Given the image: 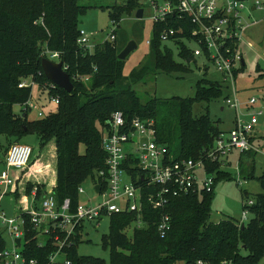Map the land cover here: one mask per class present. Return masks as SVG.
I'll return each instance as SVG.
<instances>
[{
	"label": "trees",
	"instance_id": "trees-1",
	"mask_svg": "<svg viewBox=\"0 0 264 264\" xmlns=\"http://www.w3.org/2000/svg\"><path fill=\"white\" fill-rule=\"evenodd\" d=\"M138 6V0H126L123 5L109 10V19L117 26L122 12ZM103 9V8H101ZM88 10L78 0H0V168L9 147L20 144L27 134H35L39 148L53 141L56 154V180L52 190L59 207L65 199L70 201L69 212H74L80 202L79 187L87 179L99 185L101 192L105 183L96 178L105 169L106 155L101 147V128L106 127L110 116L121 112L124 121L137 118L153 121L157 143L168 147L174 160L202 158L215 139L224 134L212 122L208 109L194 117L195 103H209L226 97V87L218 81L202 78L196 82L193 98L169 100L150 99L141 102L132 87L144 79L148 71L184 72L186 66L175 63L166 47H162L160 34L172 29L176 34L169 40L192 41L194 29L188 17L169 14L164 22L153 23V38L150 44L151 59L129 77L123 76L124 60H118L119 48L113 41H104L90 52L77 44L79 19ZM179 56L186 61L193 58L191 51L179 44ZM57 52L63 69L73 85L71 93L55 87L48 91L40 62L45 54ZM235 71L236 77L244 70ZM258 79H264L257 66ZM78 77L87 78L81 81ZM30 79L38 92L46 89L49 95L58 98L56 111L35 120L28 119L25 105L31 100V87L18 85ZM20 112L14 113L13 107ZM253 143V138H251ZM82 148V150H81ZM254 155L249 151L239 154L237 168L243 180L255 179L261 193L249 199L252 205L242 204L248 212V220L241 228L240 221L225 219L216 224L209 221L213 190L204 189L174 197L163 212L144 205L142 228H136L133 213L111 214L108 232L102 244L108 250V264H264V173L254 177ZM248 159V160H247ZM204 161V160H203ZM207 173L216 172V183L229 179L230 174L220 169L217 162H204ZM132 173V172H131ZM134 176V173H132ZM34 185L27 183L29 194ZM37 199L45 189L36 185ZM161 213L169 216L170 227L163 237L157 231ZM101 217L97 219L99 222ZM134 226V227H133ZM128 237L126 230L132 228ZM82 226L75 228L70 246L63 252L71 264H104V261L89 256H80L76 245L81 239ZM62 238V236H60ZM23 253L36 264H49V257L56 251L53 235L46 237L38 246L36 231L27 226ZM5 241L0 236V251ZM246 251V255L241 254Z\"/></svg>",
	"mask_w": 264,
	"mask_h": 264
},
{
	"label": "built area",
	"instance_id": "built-area-1",
	"mask_svg": "<svg viewBox=\"0 0 264 264\" xmlns=\"http://www.w3.org/2000/svg\"><path fill=\"white\" fill-rule=\"evenodd\" d=\"M164 5L159 7L153 3L154 11L151 17L153 23L164 22L169 14H178L180 18L188 17L194 29L192 31L195 47L193 57H203L219 74L221 85L226 87L227 96L224 105L236 111L234 124L227 135L221 134L213 145L205 151L202 158L193 160H174L168 147L157 143L153 121H141L137 118L126 122L121 112L110 116L106 127L101 128V147L106 155L105 169L95 176L100 178L106 188L101 192L99 185L92 184L95 189L99 187L96 195L101 199L95 206L90 207L81 201L74 212H69L70 201L65 199L58 207L52 191H46L39 204H36V185L29 197L22 189L24 172L30 166L32 150L29 146L13 144L4 156L3 167L0 168V199L6 193L14 194L19 191L21 200L26 205L20 206L14 217H7L0 206V236L4 235L11 241V249L0 251V264H36L33 259L24 255L26 227L30 225L36 231L38 246H42L46 237L53 235L56 251L50 255L49 264H71L63 252L68 247L69 239L74 235L75 228L82 226L85 221H97L99 217L111 214L133 213L136 215V228H142L144 223L141 215L144 205L152 210L163 212L169 201L174 197L195 193L204 189L211 192L216 172L207 173L204 162H217L220 169L228 168L229 156L233 151L243 154L254 149L251 138L258 116L264 115V108L255 113L242 116L238 113L240 103L236 97L235 71H240L244 64L241 45L247 28L264 20V0H163ZM112 25L117 24L112 21ZM176 34L175 30L162 31L160 40L168 41ZM77 44L89 48V38L83 31H79ZM114 36L110 35L112 41ZM149 44V42H148ZM252 49L250 43L246 44ZM49 60L59 62L57 52L45 53ZM264 60V52L261 53ZM81 81L87 78L78 77ZM48 91L56 86L50 83ZM31 80L22 81L18 87H31ZM51 102L58 103L57 97H50ZM264 100V97L260 98ZM250 98L247 108L255 105L258 100ZM32 111L36 107L31 100L24 106ZM41 117L42 114L38 113ZM204 160V161H203ZM15 168L17 176H12L10 170ZM203 168L201 176L198 169ZM237 184L241 186V176L237 168ZM134 176H132V173ZM122 176L126 177V180ZM21 181V182H20ZM20 184V186H19ZM95 191V190H94ZM78 194L83 195V187H79ZM31 199V205L26 198ZM26 198V199H25ZM248 206L252 201H246ZM248 212L242 211L240 223L246 222ZM170 219L161 213L157 224V231L163 237L169 230ZM62 236V238H60ZM19 239V246L15 240ZM5 241V240H4ZM196 264H205L198 261Z\"/></svg>",
	"mask_w": 264,
	"mask_h": 264
},
{
	"label": "rangeland",
	"instance_id": "rangeland-1",
	"mask_svg": "<svg viewBox=\"0 0 264 264\" xmlns=\"http://www.w3.org/2000/svg\"><path fill=\"white\" fill-rule=\"evenodd\" d=\"M125 2L126 0H78L80 6L88 7V10H86L85 14L79 19V28L83 30L89 38L88 49L90 52L96 45L104 41L111 42V34L115 37L113 42L119 48L125 47L128 41L133 40L136 48L125 58L122 69L123 76L129 77L134 70L140 69L151 59L150 44H148V42L153 38V21L151 17L154 11L152 4L155 3L161 7L164 5V2L163 0H138L137 7L121 13L118 26L112 25L108 15L109 10L113 6L123 5ZM139 9L143 11V16L137 19L135 15ZM177 40L178 41L168 40L162 42V47H166L170 51L172 60L175 63L186 66L188 70L184 72L168 73L150 69L144 79L132 87V90L135 91L141 102L144 103L153 98L159 100H169L174 97L181 99L193 98L196 90V82L202 78L215 82L218 81L220 83L219 74L203 57H193L192 60L186 61L179 56L180 43H183L185 48L192 52L195 47L194 42L185 39ZM247 43L251 44L252 49L246 45ZM241 50L245 67L236 77L235 90L237 92L236 97L240 103L238 113L244 119V116L247 114L255 113L259 109L264 108V100L260 99L264 97V79H258V73L256 71L258 66L261 73L264 74V60L261 57V53L264 52V20L258 21L247 28L242 39ZM51 61L57 62L56 59ZM31 89V103L36 109L28 113L29 120L38 119V113L45 116L56 111V105L51 102L46 89L38 92L34 85L31 86ZM250 98L260 100L252 107L247 108L246 103ZM223 101L224 98L222 97L221 99L213 100L209 103H195L192 106V113L194 117H199L208 109L212 122L227 135L228 131L233 127L236 111L225 106ZM13 111L18 114L20 112V107L14 106ZM254 133H256L257 136V141L254 143V149H257V151H252L255 152L254 177H258L264 173V115L258 116L257 124L254 127ZM258 135H260V137H258ZM0 139L2 138L0 137ZM19 143L29 146L32 150L29 168L36 163L41 164L39 168L36 167L35 169V172H37L35 174L36 179L31 176V181L37 183V186H42L44 190V184L47 176L50 174L52 164L51 159L44 156L46 155L44 148L47 145L40 149L39 139L35 134L23 136ZM231 154V165L224 169L230 174V178L216 183L212 189L213 197L210 204L209 221L214 224L229 218L240 221L242 211H244L242 204L247 201L244 193H248V198L251 199L256 194L262 192L255 179H241L242 185L238 186L236 164L239 153L233 151ZM0 155L3 156V152H1ZM16 172L17 170L15 168L10 170L12 176H15ZM202 172L203 168L198 169V176H201ZM123 178L126 180V177L122 176V180ZM82 187L84 190V194L80 197L82 203L93 207L100 202L101 199L96 195L90 179H87ZM0 188L1 191H3L4 187ZM42 198L43 196L39 197L35 203L39 204ZM27 199L31 205V199ZM0 206L5 211L7 217H14L18 213L20 207L19 202L16 201L7 190L0 199ZM108 227L109 217L107 216H103L99 222H83L81 230L82 241L78 242L76 245L78 255L98 258L103 260L104 264H108V250L102 244V238L107 234ZM133 227L125 231L128 237H131ZM3 237L5 240V248L10 250V239L5 235ZM69 244H71L70 241ZM241 254L246 255V251L241 250ZM176 264L184 263L178 262Z\"/></svg>",
	"mask_w": 264,
	"mask_h": 264
},
{
	"label": "water",
	"instance_id": "water-1",
	"mask_svg": "<svg viewBox=\"0 0 264 264\" xmlns=\"http://www.w3.org/2000/svg\"><path fill=\"white\" fill-rule=\"evenodd\" d=\"M143 11L139 9L136 12L135 17L137 19L142 18ZM136 48L135 43L133 40L128 41V43L125 45V47L118 53L117 59L118 60H125V58L129 55L130 52H132ZM40 66L43 72V75L45 79L55 85L56 87L62 89L66 93H71L73 89V85L70 81L69 75L65 72L63 69L62 62H53L49 59L43 58L40 62ZM30 112V111H29ZM95 193H99V187H95ZM244 225L241 224V228H243ZM16 245L19 246L20 240H15Z\"/></svg>",
	"mask_w": 264,
	"mask_h": 264
},
{
	"label": "crops",
	"instance_id": "crops-1",
	"mask_svg": "<svg viewBox=\"0 0 264 264\" xmlns=\"http://www.w3.org/2000/svg\"><path fill=\"white\" fill-rule=\"evenodd\" d=\"M258 137H260V135H258ZM252 138H253V145H254L255 141H257L256 133H254ZM261 138H262V136H261ZM44 151L46 152V155H44V156L47 157L48 159H51V163H52L51 164L50 174L47 176L46 182L44 184V189H45V191H52L54 186H55V180H56V172H55L56 171V154H55L54 142L53 141L49 142L47 144V146L44 148ZM231 156H232V154L229 156V166L231 165V161H230L231 160ZM238 157H239V155H238ZM3 160H4V157H3ZM3 160H2V164H1L2 167L4 165L3 164ZM40 165H41L40 163H36L35 165H32L31 168H29L27 171L24 172L23 179H22V183H23L22 189L24 188V186L27 185V183H31L32 185H36L37 184V183H34L31 180H32V178L36 179L35 178V174L37 172H35L36 171L35 169H36V167L39 168ZM17 175H18V173L15 176H17ZM31 176H32V178H31ZM19 186H20V184H19ZM25 194L29 197L30 193L29 194L25 193ZM246 194L249 195L248 193H246ZM11 195L14 197V199L16 201L19 202L20 206L26 205L24 203V201L20 200L21 199L20 198L21 195L19 194V191H16L14 194H11ZM27 196H26V198H27ZM29 205H30V203H29Z\"/></svg>",
	"mask_w": 264,
	"mask_h": 264
}]
</instances>
